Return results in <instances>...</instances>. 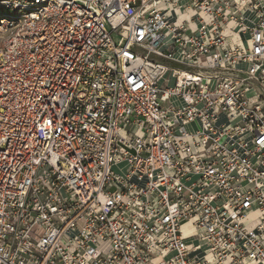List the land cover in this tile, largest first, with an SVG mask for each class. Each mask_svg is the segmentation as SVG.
Masks as SVG:
<instances>
[{"label":"built area","instance_id":"obj_1","mask_svg":"<svg viewBox=\"0 0 264 264\" xmlns=\"http://www.w3.org/2000/svg\"><path fill=\"white\" fill-rule=\"evenodd\" d=\"M0 7V264H264V0Z\"/></svg>","mask_w":264,"mask_h":264},{"label":"rangeland","instance_id":"obj_2","mask_svg":"<svg viewBox=\"0 0 264 264\" xmlns=\"http://www.w3.org/2000/svg\"><path fill=\"white\" fill-rule=\"evenodd\" d=\"M11 14V11L10 10H7L6 8L4 7H0V20L2 21V19H4V17H6V15H10ZM0 29H2V22H0ZM4 33L3 35L0 33V47L2 46L3 44V39H4ZM175 78H172L171 81L169 82V86L170 87H175ZM177 105L179 106H182V103L181 102H178ZM131 134H135L137 135L138 134V130L137 128H129L128 130ZM39 234V233H38Z\"/></svg>","mask_w":264,"mask_h":264},{"label":"bare ground","instance_id":"obj_3","mask_svg":"<svg viewBox=\"0 0 264 264\" xmlns=\"http://www.w3.org/2000/svg\"><path fill=\"white\" fill-rule=\"evenodd\" d=\"M5 32V30L0 29V33L3 35V33Z\"/></svg>","mask_w":264,"mask_h":264}]
</instances>
